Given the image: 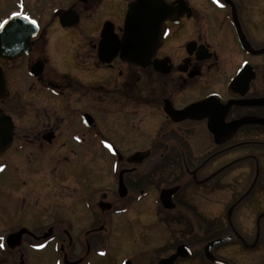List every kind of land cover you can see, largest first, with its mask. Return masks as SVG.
<instances>
[{"label": "flooded vegetation", "instance_id": "1", "mask_svg": "<svg viewBox=\"0 0 264 264\" xmlns=\"http://www.w3.org/2000/svg\"><path fill=\"white\" fill-rule=\"evenodd\" d=\"M104 1L73 0L68 9L81 22ZM134 1L127 0L118 23L109 19L88 42L62 41L59 49L40 16L0 13V27L17 13L38 26L29 53L0 60L8 85L0 108L12 119V138L0 149V264H99L91 258L105 261L111 244H147L148 237L134 231L137 225L152 229L157 219L166 229L179 225L180 239L166 240L152 264L181 244L193 254L174 264L198 255L196 261L206 263V243L197 241L206 231L232 237L224 243L231 244L229 255L215 251L224 244L213 252L233 264H239L237 243L250 252L264 249V213L249 241L233 220L242 202L264 199V125L234 131L236 121L264 120V0H161L172 15L161 45L149 57L138 51L128 59L119 45ZM139 11L150 14L151 8ZM62 12L54 18L73 31L80 22L63 26ZM107 22L113 31L105 37ZM22 76L26 86L18 85ZM252 147L260 155L250 153ZM223 159L227 163L210 169ZM251 159L253 176L241 197L230 196L226 223L200 219L188 189L230 187L236 163ZM230 174L233 180L223 177ZM173 188L170 210L160 195ZM183 213L197 220H179Z\"/></svg>", "mask_w": 264, "mask_h": 264}, {"label": "rangeland", "instance_id": "2", "mask_svg": "<svg viewBox=\"0 0 264 264\" xmlns=\"http://www.w3.org/2000/svg\"><path fill=\"white\" fill-rule=\"evenodd\" d=\"M72 1L73 0H0V10L3 9V11H5L0 13H8L9 10L18 9L22 11L25 10L32 15L40 16L41 24L47 28L48 36L51 39L50 42L59 49L62 41L71 40L69 45L73 44L74 41L82 43L88 42L90 32L98 29L104 24L105 21L109 19L114 20L118 23V21L120 20L119 18L127 9V0H105L93 16H91L89 19H82L78 26L72 31L71 29L62 28V26L54 18V13L57 9L67 10L68 8H70L69 6L71 5ZM16 4L21 5V7L17 6ZM77 9L81 11V6L78 5ZM82 15L83 18L86 17L84 13ZM65 70L66 69L63 68V71ZM21 78L22 80H20L18 85L26 86L28 80L23 76ZM247 153H249V151L243 152V154ZM250 153L260 155L258 148L256 149L252 147ZM240 154L241 152L238 153L237 151L235 158L240 157ZM260 161L262 165V173H264V155H261ZM225 163H227V160L223 159L221 162H219L215 166H212L210 169L222 166ZM254 165V160L252 159L246 162L236 163L234 173L235 182L232 183V185L234 184V186L230 185L232 191H235V194L234 192H232L231 194L228 192V190H231V188L226 183H224L223 186L221 185L220 191L217 192L205 191L200 187H197L195 189H188L186 195L190 196L189 202H191L193 206L197 208L198 214L199 216H201L200 219L208 221L221 220L223 223L222 225H224L227 220L228 205L231 202L230 196H234V199H238L239 197H241V194L244 192V189L246 188V186H248L247 184H249L253 176ZM229 176H231V174L223 177H228L230 179L231 177ZM155 193L157 194L158 192ZM258 201L259 199L255 200L254 202H248V204L242 202L241 207L235 210L233 214L236 231L241 233L247 241H249V238H251L256 232L257 218L264 213V199L262 204H258ZM128 215L134 216V213L130 212ZM194 215L196 214L191 213V217H189L184 215L183 213L182 216H184L185 218L183 217L181 219H178L189 221L197 220ZM154 223L155 224L152 225V229L150 230H145L143 232L142 229L137 225L136 230L134 231L140 236L139 238L147 236L149 240L148 242L145 241L147 244L144 245L142 239H139L136 242L135 246L131 242H124L119 245H116V243L111 244L109 247L111 254L105 259V261H102V258H91V262L93 263V261L96 260L99 264H111V260L112 264H120V260L122 258L131 256L129 258L133 261V264H152L154 260H156L158 256H160L159 254L162 252L161 247L164 245V242L166 240H171V243L173 244L178 241L176 240L177 238L180 239V235H178V233L180 232L179 225L173 223L171 229H166L164 226L158 223V219ZM137 228H139L141 231L137 230ZM134 234L133 238L138 239V236ZM215 234L219 233L206 231L203 237H198L197 241L202 240V243H204L205 240ZM242 247L243 246L238 243L236 244V247H234L236 261L239 264H264L263 248L257 247V249L250 252L244 250V247ZM230 250H232L231 244H224L215 248V251H217V253L225 255H229ZM58 255L61 259V254L59 253ZM104 255L105 253L101 254V256ZM198 258L199 255L196 258H192V260L190 259L187 263L203 264L204 262L202 261H196Z\"/></svg>", "mask_w": 264, "mask_h": 264}, {"label": "water", "instance_id": "3", "mask_svg": "<svg viewBox=\"0 0 264 264\" xmlns=\"http://www.w3.org/2000/svg\"><path fill=\"white\" fill-rule=\"evenodd\" d=\"M79 1L86 2L87 0ZM148 7L151 8L150 14L139 11ZM169 12V7L161 0H154V2L151 0H137L130 3L126 17L125 34L119 45L123 55L128 59H132L139 54L137 53L138 51L144 52L145 57H149L151 53L153 54L163 41L166 32L165 22L168 19H172V15ZM32 21V19H28L27 17L16 15L3 22L0 27L1 61L16 59L24 53H29L33 43L31 39L37 35L38 29L37 23L33 24ZM60 22L65 27L73 26L80 22V15L75 9H68L60 14ZM112 31V24L107 22L103 29V36L105 35L106 37ZM119 48H116V52ZM7 90V79L3 69L0 67V99L6 95ZM11 121V117L4 114L0 108V149H5L12 138ZM248 123L264 125V120L236 121L234 131L238 127ZM177 190L178 188L164 189L161 192L160 199L165 208H175L173 195ZM25 232H27L26 229L21 230L16 235H13L9 241H15L17 237H21ZM231 239L232 237H221L208 242L204 247L206 259L214 264H231L216 257L213 252L216 245ZM192 254L193 251L189 245L181 244L175 253L169 257L160 259L157 264H174L179 258H187L192 256ZM125 264H132V262L127 261Z\"/></svg>", "mask_w": 264, "mask_h": 264}, {"label": "trees", "instance_id": "4", "mask_svg": "<svg viewBox=\"0 0 264 264\" xmlns=\"http://www.w3.org/2000/svg\"><path fill=\"white\" fill-rule=\"evenodd\" d=\"M222 232H223V231H220L219 234L212 235V237H209L207 240H205V242L208 241V240H210V239L216 238V237L220 236L221 234H223V235L226 234V232H225V233H222ZM205 242H204V243H205Z\"/></svg>", "mask_w": 264, "mask_h": 264}, {"label": "snow or ice", "instance_id": "5", "mask_svg": "<svg viewBox=\"0 0 264 264\" xmlns=\"http://www.w3.org/2000/svg\"><path fill=\"white\" fill-rule=\"evenodd\" d=\"M217 3H219V0H217ZM222 6V5H221ZM17 15H20V13H17ZM28 19H31L30 17H28ZM32 23L33 24H35L36 23V21H32ZM109 147H111L110 145H109ZM0 170H2V169H0ZM3 245H0V247H2Z\"/></svg>", "mask_w": 264, "mask_h": 264}]
</instances>
